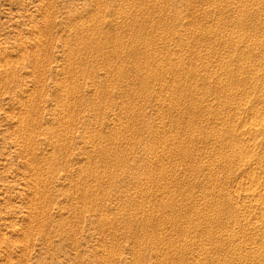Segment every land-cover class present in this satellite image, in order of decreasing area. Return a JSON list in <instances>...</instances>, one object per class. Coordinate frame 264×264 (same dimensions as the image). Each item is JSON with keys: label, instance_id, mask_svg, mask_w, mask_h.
<instances>
[{"label": "rangeland", "instance_id": "obj_1", "mask_svg": "<svg viewBox=\"0 0 264 264\" xmlns=\"http://www.w3.org/2000/svg\"><path fill=\"white\" fill-rule=\"evenodd\" d=\"M0 264H264V0H0Z\"/></svg>", "mask_w": 264, "mask_h": 264}, {"label": "bare ground", "instance_id": "obj_2", "mask_svg": "<svg viewBox=\"0 0 264 264\" xmlns=\"http://www.w3.org/2000/svg\"><path fill=\"white\" fill-rule=\"evenodd\" d=\"M131 41H133V40H131ZM133 50H134V49H133ZM136 58H137V57H136ZM136 58H135V59H136ZM135 67H136V66H135ZM251 194H252V193H251Z\"/></svg>", "mask_w": 264, "mask_h": 264}]
</instances>
